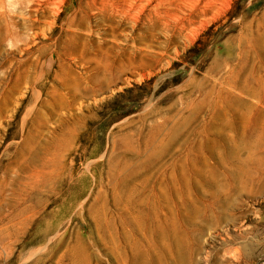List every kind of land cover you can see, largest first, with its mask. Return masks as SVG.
Wrapping results in <instances>:
<instances>
[{"label": "rangeland", "instance_id": "obj_1", "mask_svg": "<svg viewBox=\"0 0 264 264\" xmlns=\"http://www.w3.org/2000/svg\"><path fill=\"white\" fill-rule=\"evenodd\" d=\"M27 1L4 0L14 36L6 37L0 17V264H125L132 249L119 225L132 235L137 219L129 185L141 190L149 178L148 194L167 169L169 180L180 178L173 169L190 167L199 143L216 146V155L207 152L215 184L194 174L191 188L180 184L163 210L152 205L149 225L167 217L163 224L178 226L184 264H264V122L258 126L247 110L223 116L228 127L213 118L220 89L242 79L239 59L260 46L264 53L256 41L264 37V0H169L168 27H152L150 57L131 69L126 51L139 53L140 40L152 39L147 14H114L119 0H55L50 10ZM117 25L122 29L109 34ZM241 37L248 54L238 48ZM108 44L113 70L102 81L94 61ZM228 51L236 62L222 61ZM243 67L264 78L263 59ZM74 88L85 95L75 97ZM250 103L264 114V99ZM176 130L171 145L181 151L164 167L155 153Z\"/></svg>", "mask_w": 264, "mask_h": 264}, {"label": "bare ground", "instance_id": "obj_2", "mask_svg": "<svg viewBox=\"0 0 264 264\" xmlns=\"http://www.w3.org/2000/svg\"><path fill=\"white\" fill-rule=\"evenodd\" d=\"M36 0H28V4H32L34 3ZM41 2L44 3V9H48L50 10L51 7L55 4V0H39ZM121 3L120 9L118 8V4H117V8H115L114 10V14H118L124 18H130V19H135L137 20V18H139V14H147V20H149L148 23H150V26L146 28L148 34L151 36V40H148L146 38H143L140 40L142 46L144 45V48H138L141 49V51L138 53L137 49H135V51H126V55H127V59H128V63L130 64L129 67L130 69L132 67H136L140 64H143V66H145L146 61L149 59L150 57V53L148 51V49L151 47V44L149 42H153V39L157 37V34L152 33V27L154 25H157L156 28H159L161 30H164L168 27L167 25V19L170 15H168V11L171 9L170 8V4H168L169 0H119ZM26 2V1H25ZM173 2V0H172ZM175 2H178L177 0H175ZM174 2V3H175ZM183 2V0L181 1V3ZM174 3H171L173 6ZM209 2H207L208 4ZM112 4V3H111ZM113 4V5H114ZM177 4V3H175ZM39 5V4H38ZM179 5V4H178ZM177 5V7H179ZM212 5V3H211ZM176 6V5H175ZM29 7V6H28ZM122 7V8H121ZM210 7V6H209ZM103 8V7H102ZM130 8V9H129ZM170 8V9H169ZM172 8H176V7H172ZM180 8V7H179ZM182 8V7H181ZM195 8V7H194ZM204 10L206 9V6L204 7ZM37 9V8H36ZM178 9V8H177ZM197 9V8H196ZM38 10V9H37ZM107 10V9H106ZM190 10L192 11V6L190 7ZM221 10V9H220ZM42 11V10H41ZM174 11V10H172ZM170 11V12H172ZM195 11V10H193ZM200 11V9H199ZM193 13V12H192ZM171 14V13H170ZM173 14V13H172ZM189 15V14H188ZM187 15V16H188ZM197 15V14H196ZM192 17H194L193 19H189L188 18V22L185 23V25H189L188 29L193 26L194 24H196V19L195 16H193V14L191 15ZM0 17L6 20V28H5V34L6 37H12L15 35L13 29L14 27V20L10 17H8L7 13H5L4 11V0H0ZM30 17H32V15H30ZM153 17L157 18L156 21L153 20ZM175 17V16H174ZM189 17V16H188ZM202 17V15H201ZM105 18H107V20L110 21L111 17L110 14L108 13V15L105 16ZM178 18V16L176 17ZM180 18V16H179ZM198 18H200L198 16ZM197 18V19H198ZM186 18H184L183 20H185ZM143 20V19H142ZM196 20V21H195ZM186 21V20H185ZM118 23V21H116ZM135 22V21H132ZM144 22V21H143ZM114 23V22H113ZM123 24V23H122ZM135 24V23H134ZM182 24V23H181ZM16 25V24H15ZM20 24L18 23L17 26H19ZM144 25V24H143ZM149 24H147L148 26ZM180 25V24H179ZM27 26V25H26ZM25 24H24V28H26ZM134 26V25H133ZM123 27V26H122ZM146 27V26H145ZM32 28H35V24L32 25ZM124 28V27H123ZM27 29L30 31V29L27 27ZM119 29H122L120 25L117 26H113L111 28V33L109 34H114V36L116 35L117 31H120ZM179 29V35L183 34V30H185V26H180L178 27ZM191 30V28H190ZM123 31V30H122ZM190 32V31H189ZM192 32V31H191ZM121 33V32H120ZM5 37V38H6ZM183 37V36H182ZM141 38V37H140ZM188 39V37H187ZM191 40V39H190ZM118 41V40H117ZM149 41V42H148ZM246 39L244 40L243 37L240 38L239 40V45L238 48L242 50V52L244 54H248V52L245 49V42ZM258 42L259 45H261L264 42V37H261L259 39L256 40ZM135 44V43H134ZM138 45V44H137ZM131 46V45H130ZM165 45L164 43L159 44L160 48H163ZM134 48V47H133ZM113 49V46H110L109 44L105 47V46H101L100 47V51L102 53V59L98 61H94L96 64V69H98L99 71V79H101L102 81H105L107 79V74L110 72H112L113 69L109 68L110 61L108 60L110 58L109 56V52ZM261 46L258 50L254 51V55L251 57H248L246 59H239V63L242 65V69L239 72H243L242 74V79L241 81L238 80L237 77H233L232 79H229L226 82V85L229 87H226L221 90L220 92V98H222V100L220 102H216L214 103V107L216 109L215 112V118L218 115V119L220 121H222L224 123V125L226 127H228L230 125V123H228L225 120H222L223 116L225 117L227 114L230 113V111H232L233 109L235 111H239V110H247L251 113H255L257 114L258 118L255 119V123L260 126V124H263V120H264V114L262 113V111L260 110V107L257 105H253L250 103V100L252 98H260V99H264V78L261 77V71L257 68H252L250 70H248V67H243V65L248 66L249 64V60H253L255 57L263 59L264 61V53L261 50ZM137 50V51H136ZM240 50V51H241ZM124 51V50H123ZM241 52V53H242ZM160 54V53H159ZM239 54V53H238ZM43 55V54H42ZM99 57V55H98ZM96 57V58H98ZM95 58V59H96ZM120 58V57H119ZM116 59V58H115ZM154 59V58H152ZM158 59V58H157ZM237 56L234 55V53H232L231 51H228L227 54L222 57V61H224L227 64L236 62L237 60ZM120 60V59H119ZM118 60V63L120 62ZM127 61V60H126ZM160 61V60H159ZM245 61V62H244ZM116 62V61H115ZM110 63V64H109ZM120 65L123 64L122 62L119 63ZM238 65V64H237ZM256 65V64H255ZM140 66V65H139ZM142 66V65H141ZM240 66V65H239ZM114 68V67H113ZM92 69V68H91ZM115 69V68H114ZM123 69V68H122ZM128 69V70H130ZM116 70V69H115ZM233 70V69H232ZM124 70L119 71V74L122 73ZM231 72V71H230ZM114 74V73H113ZM112 75V74H111ZM237 75V74H236ZM118 77V76H117ZM95 78V77H94ZM230 78V76H229ZM97 80V78H95ZM228 79V78H227ZM110 80V79H109ZM238 80V81H237ZM101 81V83H103ZM98 82V80H97ZM100 82V81H99ZM79 83V82H78ZM105 84V83H104ZM195 84L198 86V84L195 82ZM79 85V84H78ZM77 85V86H78ZM257 87H256V86ZM108 86V85H107ZM216 86V84H215ZM222 87V86H221ZM256 87V88H255ZM75 90L73 91L74 96L77 97L78 95H85V93H82L80 89L78 88H74ZM201 92V91H200ZM206 92V91H205ZM219 92V91H218ZM87 93V92H86ZM211 96V95H210ZM216 97V96H215ZM212 98V97H211ZM219 98V99H220ZM213 100V99H212ZM217 100V99H216ZM225 100V101H224ZM219 103H221V105H219ZM261 103V102H260ZM262 104V103H261ZM260 105V104H259ZM193 105H191L192 107ZM200 108H196L195 109V114H197V117L203 112V108L205 107V105H200ZM212 106V105H211ZM213 107V108H214ZM192 110V108H191ZM214 111V109H213ZM248 112V113H249ZM250 113V114H251ZM237 116V115H236ZM196 118V117H195ZM232 118V117H231ZM249 118V117H248ZM197 119V118H196ZM215 119H213V122L215 123ZM216 119V120H218ZM233 119V118H232ZM246 119V117H245ZM227 120L230 121L229 118H227ZM251 120V119H250ZM253 121V122H254ZM249 123V122H248ZM212 124V123H211ZM252 125V124H251ZM211 128V127H210ZM178 134V130L175 131L172 141L166 143V145L161 146L158 151L155 153V155L157 156L156 158H158V161H161L160 164L164 165V167L166 166L165 164H167V158L170 159V157H174V155L181 151V147L180 146H176L173 145L175 142V138L176 135ZM189 136V135H188ZM226 137V136H225ZM177 140V138H176ZM171 143H173L171 145ZM181 145H184L181 143ZM209 145L207 144H201L199 143V146L197 147V150L194 151L193 153V157H192V164L189 165L190 167H185L184 164H180L178 166V168H174L173 169V173L176 175H180V178H172L173 180H169V177L166 176H170L168 175V169L165 172L164 176V180L160 183L159 187H156L157 184L153 187V189L150 191V193L147 194V192L145 190H147L150 182V179L148 178L147 181H145L146 179H143L142 181H144V183L141 185L142 189L139 190L138 187H135L134 185L130 186V188H128L129 190V194H128V198L130 199H136V204L135 207L137 208V210H135V224L136 225H130L131 227V231L133 234L136 235V237H138V240H135L133 238V234H129L126 231L125 226L127 225H119L120 229L119 232L123 233V236L126 238V242L127 244L130 246V250L132 249V251H130L131 255H129L127 258H125V264H184L186 262V259H188V257L186 256L187 254H185L183 252V246L182 243L180 241V234L178 235V230H176L178 228V226L176 225H168V221L166 222L167 225L163 224V221L167 218L164 216L163 217V221H159L158 225H149L151 224L150 220V213L153 211L152 205L153 206H157L155 208H160L163 210L165 204H168L169 201L171 200L172 196L175 195V193H179L180 190V184L184 187H188L187 191L191 188V180L194 178H192V176L198 175L199 177H206L209 182L210 185H214L215 184V180L211 179V174L213 172L210 171V166H209V161H208V156L207 152H210L212 155H216V146L214 145L213 147H208ZM190 147V146H189ZM182 148H184V146H182ZM193 148V147H192ZM183 150V149H182ZM188 150V149H187ZM192 150V149H191ZM185 152V151H184ZM187 153V152H186ZM182 154V153H181ZM180 154V156H181ZM188 154V153H187ZM185 155V154H184ZM183 155V156H184ZM210 155V154H209ZM187 157V156H186ZM190 157V156H189ZM220 157V156H219ZM162 158V159H161ZM191 158V157H190ZM186 159V158H185ZM144 160V159H143ZM157 161V163H158ZM170 161V160H169ZM182 161V160H181ZM183 161L184 158H183ZM191 161V159L189 160ZM176 163V161H174ZM154 162V166H155ZM180 163V162H179ZM186 163V162H183ZM189 164V162H188ZM152 165V163H151ZM150 165V166H151ZM152 165V167H153ZM168 165V164H167ZM173 165V164H172ZM176 165V164H175ZM202 165L203 166V170H200L198 168V166ZM149 166V165H148ZM121 167V166H120ZM119 167V168H120ZM162 167V166H161ZM172 167V166H171ZM175 167V166H173ZM132 168V166H131ZM139 168V167H138ZM138 168H134V169H138ZM144 168V166H143ZM150 169V167H148ZM147 168V169H148ZM160 168V167H159ZM170 168V167H169ZM123 169V168H122ZM121 169V170H122ZM140 169V168H139ZM145 169V168H144ZM158 169V168H157ZM156 169V170H157ZM132 170V169H131ZM155 170V169H154ZM124 171V170H123ZM120 171V175L121 172ZM143 172V170H141ZM160 171V170H159ZM158 171V172H159ZM127 172V171H125ZM138 172V171H137ZM136 172V173H137ZM140 172V171H139ZM145 172V171H144ZM152 172V170H151ZM155 172V171H154ZM157 172V173H158ZM128 173V172H127ZM133 173V172H132ZM156 173V174H157ZM118 174V173H117ZM153 174V173H152ZM155 174V175H156ZM172 177V173H170ZM123 175V173H122ZM131 175V174H130ZM154 175V176H155ZM162 175V174H161ZM194 175V176H195ZM213 175V174H212ZM215 175V173H214ZM128 176V175H127ZM151 177V176H150ZM159 177V176H158ZM179 177V176H178ZM218 177V176H217ZM121 178V177H120ZM128 178V177H127ZM130 178V177H129ZM161 178V177H160ZM215 178V177H214ZM124 180V179H121ZM120 180V181H121ZM159 180V179H158ZM161 180V179H160ZM117 181V180H116ZM134 181V180H132ZM131 181V182H132ZM206 181V183H207ZM160 182V181H159ZM130 183V182H129ZM156 183V182H155ZM121 184V183H120ZM139 184V183H137ZM124 185V184H123ZM218 185V184H216ZM194 186V184H193ZM125 187V186H122ZM127 188V185H126ZM120 189V188H119ZM123 192V190H122ZM127 193V192H126ZM120 193H117V195ZM151 196V200L149 202L146 201V196ZM124 195V194H123ZM121 196V195H120ZM123 197V196H122ZM127 198V197H126ZM129 199V200H130ZM126 200V199H125ZM128 200V201H129ZM148 200V199H147ZM122 201V199H121ZM120 201V202H121ZM127 201V200H126ZM119 202V200H118ZM119 202V203H120ZM195 203V202H193ZM197 203H195L196 205ZM129 205V204H128ZM134 205V204H133ZM132 205V207H133ZM123 206V205H122ZM197 206V205H196ZM120 207V206H119ZM131 207V208H132ZM133 207V208H135ZM142 207H144V209L147 211L146 214V220H143V212H142ZM198 207V206H197ZM154 208V209H155ZM171 208V206H170ZM192 208V207H191ZM126 209V208H125ZM198 209V208H197ZM166 210V209H164ZM170 210V209H169ZM168 210V211H169ZM155 212V211H153ZM152 212V214H153ZM198 212V211H197ZM146 213V212H145ZM162 213V212H161ZM194 213V212H192ZM157 214V213H156ZM173 214V213H172ZM195 214V213H194ZM158 215V214H157ZM177 215V214H176ZM133 215H131L130 217H132ZM128 218V217H127ZM133 218V217H132ZM160 218V217H159ZM131 219V218H130ZM124 220V219H123ZM121 221V220H120ZM119 221V222H120ZM133 221V220H132ZM172 221V220H170ZM128 222V221H127ZM156 222V221H155ZM175 222V221H174ZM118 223V222H117ZM176 223V222H175ZM125 224V223H124ZM145 224V225H143ZM128 227V225H127ZM110 228V227H108ZM180 229V227H179ZM180 231V230H179ZM107 232V231H106ZM113 232V231H112ZM116 235V234H115ZM182 236V235H181ZM114 237V236H113ZM116 238V237H115ZM118 238V237H117ZM183 238V236L181 237ZM118 246V245H117ZM185 246V245H184ZM120 249V248H119ZM186 250V249H185ZM191 251V250H190ZM190 253V252H189ZM120 254V253H119ZM191 256V255H190ZM122 257V256H121ZM192 257V256H191ZM190 258V257H189ZM193 258V257H192ZM191 260V259H190ZM189 263V262H186Z\"/></svg>", "mask_w": 264, "mask_h": 264}]
</instances>
